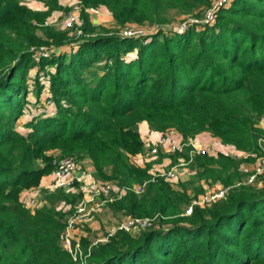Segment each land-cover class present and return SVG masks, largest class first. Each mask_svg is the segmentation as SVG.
Returning a JSON list of instances; mask_svg holds the SVG:
<instances>
[{
    "label": "trees",
    "instance_id": "trees-1",
    "mask_svg": "<svg viewBox=\"0 0 264 264\" xmlns=\"http://www.w3.org/2000/svg\"><path fill=\"white\" fill-rule=\"evenodd\" d=\"M47 2L45 12H36L20 0H0V264H77L61 246L66 214L51 206L32 211L20 201L23 189L38 186L51 170V152L89 159L94 177L118 188L145 183L142 193L127 191L110 207L158 216L154 228L136 236L119 231L106 242L82 239L87 264H264V174L256 184L232 186L239 162L223 153L197 156L198 179L230 188L224 199L194 206L186 216L185 192L162 178L151 182L147 170L129 164L143 148L134 131L143 122L158 132L175 128L185 140L209 132L237 151L258 153L264 0H232L212 24L181 33L170 29L171 19L201 20L215 0H82L106 8L116 26L150 25L157 32L89 38L94 27L86 21L89 37L69 54L60 51L66 33L44 26L60 8ZM50 39L58 53L35 64L33 55L51 47ZM36 66L39 73L54 67L45 99L53 113L36 101L37 114L20 126ZM37 75L31 89L38 97ZM81 198L52 197L72 206Z\"/></svg>",
    "mask_w": 264,
    "mask_h": 264
},
{
    "label": "rangeland",
    "instance_id": "rangeland-1",
    "mask_svg": "<svg viewBox=\"0 0 264 264\" xmlns=\"http://www.w3.org/2000/svg\"><path fill=\"white\" fill-rule=\"evenodd\" d=\"M39 1H41V0H39ZM231 2H232V0L230 1L229 4H231ZM45 3L48 6L49 2L46 1ZM82 4H83V2H82ZM72 5H73V3L71 2V4L68 6L67 9L62 8L61 10H59L58 14L55 13V14H53V16H52V14L49 15L47 18H45V24H44L45 27L51 28L56 33H66V35H67L66 40H68V41L65 40V42H66V44H65L66 48L65 49L66 50L63 52H68L67 54H69L71 51L75 50V45L79 43L80 39H82L83 37H86V38L89 37V33L83 32L82 26L86 23V21L90 22L89 21L90 17H95L96 19L100 18V21H95V24H93V25L91 24V26L94 28H93V35H90L91 37H89V38H92V36L96 35L97 32H102V34L112 36V34L117 35V33H120L121 31L133 30L132 28H135L134 26H128L126 29V28H121L119 26H116L115 24L112 25L110 17L108 19H107V17H101L100 8H104V7H93V8H98V10H97L98 14H94V13L91 14V13L83 10V12L80 16L81 19H80L79 24L73 28L67 27L66 22H67L69 13L71 11ZM83 6H84V8H88V9L90 8V7L85 6L84 4H83ZM57 11L58 10H55L54 12H57ZM84 15H88L89 17L85 16V18H84L83 17ZM178 18L179 17H177L176 19H178ZM106 19H107V21H106ZM181 20L182 19H179V20H172L171 19L170 20L171 23L169 24L170 29H172V31H173V28H175L181 24ZM142 27H144L141 29L143 31H145V33L150 31L149 35L155 34L157 32V29L150 30V28H157L156 26L150 27V25H143ZM41 29H42V27H40V30ZM38 34L42 39H46L43 36L41 31H39ZM121 34H119V35H121ZM130 38H136V37H130ZM70 40H72V41L70 42ZM72 42H74V43H72ZM50 44L53 47L56 46L52 39H50L48 41V45H50ZM55 56H56L55 54L50 53L48 55V57L41 58L38 61V63L35 60H33V62L35 64H39L42 59L52 58ZM110 63L111 62L109 61V64ZM53 68L54 67H52V66L44 67V69L42 70V73H39L37 71V69H38L37 66L31 70L30 75H29L31 77H29V80H28L29 94L27 96V106L25 107L24 115L20 119V122H19L20 126H23L25 124V122L28 121V119L32 118L31 112L36 114V111H38L37 108L35 107L36 104L33 105L36 101H38L37 106H38V104H44L47 109H50L53 106L52 104L47 106L46 101L44 99L46 97V95L49 94V91H50L49 80H50V74L54 70ZM37 74H40V77L38 78V83H39V86L41 87L40 94L38 97L35 94V91H34L35 89L34 90L31 89V88H35L34 87L35 82H36L35 78L38 76ZM51 110L52 109L49 110L50 113H52ZM137 127L135 128L134 131H136V133L139 135L140 140L142 141ZM148 127L152 132H157L159 134L157 141L159 140V138H164L165 136H167L169 134L170 131H172L174 134L168 138L169 143H182V142L186 143V142L192 140L195 143H197L198 145H200L202 148L208 149L209 152L204 154V155H209V156L215 157L219 153H222V152H218L217 150H214L212 148V146H204V145L200 144L199 142L195 141L196 137L202 133L209 134V137H211L217 141L216 144H218V142H220L218 147L220 148L221 151L225 150V148H227V147L229 149L231 147L228 145H224L219 138L212 136L209 132H202V133L196 135L195 137H193L191 139L185 140L182 137V135L175 128H167L166 130H164L162 132H158V131L152 130L149 125H148ZM258 127L263 131L262 135L260 136V139L264 140V117L260 118V120L258 122ZM19 130L22 132H25V129H23L21 127L19 128ZM175 135L181 136L182 139L180 142H175L172 140V138ZM157 141L155 142V144H153V145L149 144L147 146L142 141L143 142V148H142L141 152L139 154L131 156L129 164L136 166V167H139L143 170H147L148 174L151 176V180H150L151 182H153L157 178L164 179L163 177H161V175L167 174L171 170L176 171V173H175L176 178L173 180L178 181V182L180 181L179 178H181L182 176H186V175L190 176L193 174L192 175L193 180L186 183L182 187V191H181V192H185L188 195V197L190 198V204H189V206L184 208V212H185V210L187 211L189 207L198 206V204L201 203V199L203 196L213 194L218 189H226L227 190L226 194L228 193V190L230 187H226L225 185L218 184V183H216V184L207 183L203 179L201 180V179L197 178V176H196L197 171H196V169L192 168V165H194L196 157L200 156L201 154H197V153L192 154L191 151L193 150V148L191 146L184 149L183 153H178V152L173 153L167 147V144H165L164 146H161V145L157 146L156 145ZM257 145H258V140H257ZM231 148H233L231 150H233L235 152V155H234V153H230L231 155L227 154V156L230 155V157L234 158L237 162H239V167H238L239 176L236 179V181L233 183L232 186L242 185L244 183V181L246 180V178H249V177H253V181H252L253 183L252 184H256V181L259 179L260 175L263 174V172L261 171V162H262V157H263L262 151L259 150L258 153L256 151L241 152V151H237L234 147H231ZM258 148H259V146H258ZM153 149H156L155 153L151 152ZM51 154H53L52 155L53 159H52V163H51V170L48 173H46L44 176H42L38 186L23 189V191L20 193V196L24 192H28V194L30 193L31 195L29 197H27V199H25V200L21 199V197H20V201H22V203H24L26 208H29L32 211L35 210L36 208L45 207V206L55 207V209L59 210V211L62 210L66 214V216H65V221H66V219L70 215L73 214L72 211H73L74 207L78 204L79 199L75 203V205H73L74 207L72 205H70L69 209L64 210V207L67 205H65L62 201L60 202L58 199H52V197H57V195L59 193H63L66 196H74V195L72 193H65L63 191L60 192L58 190L51 188L50 187L51 184L49 185L48 180H50L49 176L52 174V172L54 171V168L60 162V160L65 159V158H72V159H75V158L69 157V156H60V154L56 153V152H51ZM224 155H226V154H224ZM149 156H153L155 158V160H152V162H148V161L143 162V165L139 164L140 163L139 158H141L142 160H147V158ZM164 159L170 160V163L168 164V166L161 168V171H159V172L154 171L153 166L156 165V163L161 164L162 160H164ZM157 161H160V162H157ZM77 163L79 166L80 163L79 162H77ZM182 164H186V165L182 166ZM83 173L85 174L86 171H83ZM93 177H94V175H93ZM45 180H46V182L48 181L49 186H46ZM96 180L101 181L99 179H96ZM168 180L169 181H167V180H165V181L168 182V184H169V182L172 181V179H168ZM182 180H185V179L183 178ZM41 181L45 184L44 186H41ZM107 182L111 183L109 181H107ZM201 183L204 184V188L201 185ZM171 184L173 185V183H171ZM252 184L244 183V185H246V186L252 185ZM135 186H138V184L135 183V184H133L129 187H126V188L128 189V191H133L132 189ZM115 188H116V191L114 193V197H116V199L113 202L119 200L122 197L121 196L120 198H118L119 194H117L119 189H122V188H118V187H115ZM142 192H143V190H142ZM136 194H138V193H136ZM226 194H225V196H226ZM225 196H224V198H225ZM224 198H222V199H224ZM219 200H221V199H219ZM113 202H111V203H113ZM111 203H108L107 208L102 212L103 215L101 214L102 218L100 219L101 221H99L100 227L98 229L93 230L90 227H88L87 224H85L83 226L78 227L75 230L78 233L75 235V237L73 236V238L75 241L79 242L80 246L82 243V239H84V238H85V240L93 242V244L98 243V241H96V239H98V240L104 239L109 234V232L116 229L123 221H126V219H128V218L140 219L141 218V217H135V216L129 215V214L125 213L124 211H115L114 209H112L110 207ZM195 203H197V204H195ZM205 206H207V205H201L199 207H205ZM147 218L150 219V223H151V226L149 228H154L157 225L158 216L157 217L156 216L155 217H147ZM103 221H106V223ZM142 231L134 230V231L128 232V233L134 234V236H136ZM123 232H125V231H123ZM126 233H127V231H126ZM115 234H113L111 237H113ZM82 235H86V236L82 237ZM81 249H82V246H81Z\"/></svg>",
    "mask_w": 264,
    "mask_h": 264
},
{
    "label": "built area",
    "instance_id": "built-area-1",
    "mask_svg": "<svg viewBox=\"0 0 264 264\" xmlns=\"http://www.w3.org/2000/svg\"><path fill=\"white\" fill-rule=\"evenodd\" d=\"M231 0H215L212 6L205 12L204 17L201 20L192 19L187 22H184L177 27L173 28V32H184L191 26H202V25H210L214 22L216 17V12L221 9L227 7ZM73 3L71 11L69 13L66 26L73 28L77 26L80 22V16L85 10L89 13L98 14V8L90 7L84 8L82 4V0H71ZM88 9V10H87ZM127 29V27H126ZM133 30H124L120 33H117L116 36L120 38H130V37H143L149 35V32L143 31L139 27L132 28ZM122 33V34H121ZM121 34V35H119ZM55 50V51H54ZM58 53L57 49L53 46L51 47H41L33 58L36 62H38L41 58L48 57L49 54ZM50 95L47 94L45 99L49 98ZM51 103L46 100V105H50ZM44 110H42L43 112ZM46 111V110H45ZM47 112V111H46ZM53 113V111H51ZM50 113V111H49ZM50 113V114H52ZM174 133L172 131L169 132L167 136L164 138H159L157 141V146H164L167 144V147L171 152L183 153L184 149L187 147H192L193 150L191 153H197L204 155L208 153V149L202 148L200 145L190 140L186 143H169L168 138L172 136ZM258 146L260 151H262L263 157L261 162V171L264 174V140L258 139ZM152 153L156 152V149L151 151ZM187 164V163H186ZM182 164V166L186 165ZM79 166L77 160L72 158H65L60 160V162L54 168V171L51 174L52 177V188L55 190H64L75 188L78 195L82 196L78 204L73 209V214L70 215L65 221V230L60 237L62 248L67 251L73 260V262L77 264H87L86 260L88 254L84 255L81 249L79 242L75 241L72 235V232L76 230L78 227L83 226L85 224H89L96 215L102 212L105 206L108 203L113 202L116 197H114V193L116 191V186L112 183L101 182L96 180L92 174L89 173H81L80 175H75V172L78 170ZM176 171L171 170L167 174H162L165 180L175 179ZM253 177L246 178L244 183L252 184ZM243 183V184H244ZM145 183L142 185L135 186L132 190L136 193H142V190L145 187ZM115 186V187H114ZM128 191L127 188L119 189L117 192L118 198L123 196ZM226 189H218L215 193L210 195H205L201 199V205H209L219 199L224 198L226 194ZM197 204V203H195ZM193 207H189L188 210L184 212V215L188 216L192 213ZM71 212V213H72ZM157 217V216H156ZM151 226L149 218H128L126 221H123L116 229L109 232V234L102 240H98V242H106L109 237L115 234L118 231H127L132 232L134 230L144 231Z\"/></svg>",
    "mask_w": 264,
    "mask_h": 264
},
{
    "label": "crops",
    "instance_id": "crops-1",
    "mask_svg": "<svg viewBox=\"0 0 264 264\" xmlns=\"http://www.w3.org/2000/svg\"><path fill=\"white\" fill-rule=\"evenodd\" d=\"M21 1V3L22 4H24L26 7H28L29 9H31V10H33V11H36V12H44V11H46L47 9H48V6L46 5V1L47 0H41V1H39V0H20ZM56 2H57V4H58V6L60 7L59 9H55V10H58L57 12H52L51 14H52V16H53V14H58L59 13V10H61L62 8L64 9V8H68V6L71 4V0H56ZM100 10H101V17H107V19L110 17V19H111V24L113 25V24H115L114 23V21H113V19H112V17H111V15H110V13L108 12V10L106 9V8H100ZM50 14V15H51ZM85 16H88V15H85ZM89 17V16H88ZM107 19H106V21H107ZM89 21H90V23L93 25V24H95V21H100V18L99 19H96L95 17H90L89 18ZM66 47H63V48H61V52H63V51H65L66 49H65ZM134 57V54H130V58H133ZM45 99V98H44ZM36 114H37V112H36ZM35 114L33 113V112H31V117H33ZM28 120H30V119H28ZM138 132L140 133V137H141V139H142V141L146 144V146L147 145H149V144H155V142L157 141V139H158V137H159V134L157 133V132H152L150 129H149V127H148V125H147V123L145 124V122H143V123H140V124H138ZM181 136H174L173 138H172V140L173 141H175V142H180L181 141ZM195 141H197V142H199L200 144H202V145H204V146H212V148L214 149V150H217L218 152H222L223 154H230V153H234V155H235V152L233 151V150H231V149H233V148H231L230 147V149L227 147V148H225V150H220V148L218 147L219 146V143L220 142H218V144H216L217 143V141L216 140H214L213 138H211V137H209V134H207V133H202V134H200V135H198L197 137H196V140ZM221 145V144H220ZM231 155V154H230ZM229 155V156H230ZM140 157V156H139ZM151 157V158H150ZM137 160V159H136ZM152 160H155V158L153 157V156H149L148 158H147V160H142L141 158H139V164L140 165H143V162H146V161H148V162H152ZM157 162H160V161H157ZM80 164H79V168H78V170L75 172V175H80L81 173H83V171H86V173H89V174H93L94 173V168H93V166H92V163H91V161L89 160V159H83V160H81L80 162H79ZM170 163V160L169 159H164V160H162V163L161 164H157L156 163V165H154L153 166V169H154V171H157V172H159V171H161V168H163V167H167L168 166V164ZM81 169V170H80ZM193 175V174H192ZM192 175H186V176H182L181 178H179V182L178 181H174V180H172V181H170L169 182V184H170V186L172 187V189H174L175 191H182V187L186 184V183H188V182H190L191 180H193L192 178H193V176ZM49 178H50V180H48L49 181V185L51 184V188H52V177H51V175L49 176ZM185 179V180H182V179ZM48 181L46 182V180H45V183H46V186H49L48 185ZM171 183H173V185L171 184ZM45 184L41 181V186H44ZM201 185L203 186V188H204V184H202L201 183ZM61 191H63V192H65V193H72L74 196H76V197H79L80 195H78V193H77V191H76V189L74 188H71V189H64V190H61ZM31 194L29 193L28 194V192H24V193H22L21 194V199H23V200H25V199H27V197H29ZM69 206L70 205H67V206H65L64 207V210H67V209H69ZM107 208V206H105L104 207V209L102 210V212L105 210ZM102 212L101 213H99L91 222H89V224H88V227H90L91 229H93V230H95V229H98L99 227H100V222L99 221H101L100 219L102 218ZM102 214V215H101ZM103 222H105L106 223V221H103ZM107 229V228H106ZM105 229V230H106ZM78 232L77 231H73L72 232V235L75 237V235L77 234ZM86 235H82V237H85ZM77 238V237H76ZM78 239V238H77ZM96 241H98V239H96ZM95 242V241H94Z\"/></svg>",
    "mask_w": 264,
    "mask_h": 264
}]
</instances>
